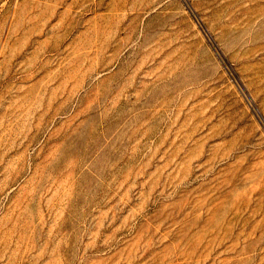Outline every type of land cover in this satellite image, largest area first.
<instances>
[{
	"label": "rangeland",
	"instance_id": "rangeland-1",
	"mask_svg": "<svg viewBox=\"0 0 264 264\" xmlns=\"http://www.w3.org/2000/svg\"><path fill=\"white\" fill-rule=\"evenodd\" d=\"M0 264H264V0H0Z\"/></svg>",
	"mask_w": 264,
	"mask_h": 264
}]
</instances>
